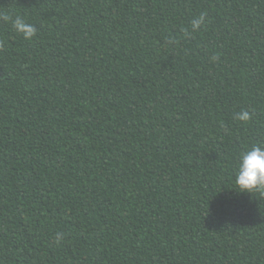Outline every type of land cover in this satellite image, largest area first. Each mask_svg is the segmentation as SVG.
Returning a JSON list of instances; mask_svg holds the SVG:
<instances>
[{
	"label": "trees",
	"instance_id": "1",
	"mask_svg": "<svg viewBox=\"0 0 264 264\" xmlns=\"http://www.w3.org/2000/svg\"><path fill=\"white\" fill-rule=\"evenodd\" d=\"M253 146L264 0H0V264H264Z\"/></svg>",
	"mask_w": 264,
	"mask_h": 264
},
{
	"label": "clouds",
	"instance_id": "2",
	"mask_svg": "<svg viewBox=\"0 0 264 264\" xmlns=\"http://www.w3.org/2000/svg\"><path fill=\"white\" fill-rule=\"evenodd\" d=\"M3 19L7 21L9 17L4 16ZM204 19L203 15L194 19L191 22L192 30H198L204 24ZM14 27L23 34L25 39H32L37 32L34 25L25 23L19 16L14 21ZM236 119L246 122L251 119V116L248 111H242L236 114ZM236 184L241 192L247 193L264 188V146H253L250 150L241 154ZM61 238L62 234L57 233V240Z\"/></svg>",
	"mask_w": 264,
	"mask_h": 264
}]
</instances>
